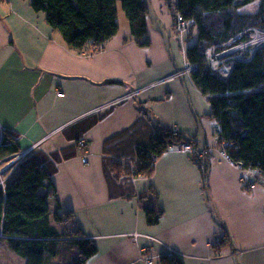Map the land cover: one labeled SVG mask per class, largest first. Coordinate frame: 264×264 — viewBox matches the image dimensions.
Returning a JSON list of instances; mask_svg holds the SVG:
<instances>
[{
  "label": "crops",
  "instance_id": "1",
  "mask_svg": "<svg viewBox=\"0 0 264 264\" xmlns=\"http://www.w3.org/2000/svg\"><path fill=\"white\" fill-rule=\"evenodd\" d=\"M149 1L168 47L150 16L148 43L134 40L116 2L118 31L87 53L71 49L30 0H0V125L19 151H29L23 161L49 173L53 215L69 213L95 242L86 264H146L144 247L152 248L150 254L173 250L183 264H264V184L245 189L240 170L219 149L208 157L207 189L202 169L180 150L162 153L150 176L136 174L137 148L148 147L158 128L175 126L192 141L200 137L191 110L205 145L218 143L210 103L191 76L84 116L184 66V38L193 33L180 39L173 30L177 0ZM80 137L88 164L75 145ZM116 162L124 169L119 175L112 169ZM147 207L162 211L154 224L147 222ZM223 231L227 242L214 246Z\"/></svg>",
  "mask_w": 264,
  "mask_h": 264
},
{
  "label": "trees",
  "instance_id": "2",
  "mask_svg": "<svg viewBox=\"0 0 264 264\" xmlns=\"http://www.w3.org/2000/svg\"><path fill=\"white\" fill-rule=\"evenodd\" d=\"M120 1L132 38L147 44L149 14L145 0ZM252 1L177 0L173 16L179 13L191 22L189 34L195 28V42H189L188 36L184 38L185 53L188 61L196 63L191 79L210 103L209 117L219 126L218 143L232 161L257 169L264 178V51L255 50L248 60H233L227 76L210 68L205 55L206 48L225 47L239 34L241 40L246 38L249 33L243 30L248 26L264 30V0H258L252 12L240 10V6ZM30 2L35 11L45 13L46 22L77 52L90 53L98 49L118 31L117 0ZM192 139L183 133L174 134L171 128H158L148 147L137 148L136 174L150 176L154 171L153 156H160L172 143ZM18 151L17 143L5 133L0 138V159ZM194 159L202 168L207 189L208 161ZM113 165L115 169L120 166L115 170L117 174L124 171L120 162ZM52 187L44 166L21 161L6 179L5 186H0L1 237L12 251L25 258L26 264H55L56 261L57 264H86L96 252V244L72 221L61 231L52 224L47 201ZM53 190L52 195H55V188ZM145 212L149 224L158 221L160 211L147 207ZM64 215L71 216L67 212ZM62 219L65 218L55 211L53 220ZM160 262L182 264L167 256L160 258Z\"/></svg>",
  "mask_w": 264,
  "mask_h": 264
},
{
  "label": "rangeland",
  "instance_id": "3",
  "mask_svg": "<svg viewBox=\"0 0 264 264\" xmlns=\"http://www.w3.org/2000/svg\"><path fill=\"white\" fill-rule=\"evenodd\" d=\"M257 2L258 0H254L246 5H242L240 6V10L241 11H244V12H252L253 10L256 9V6H257ZM117 3L119 5V11L122 13V15H124L123 11H122V8H121V2L120 0H117ZM191 25H189V27H187L188 30H190ZM192 34V37H189V42H193L195 40V28L192 29L190 31ZM244 32H248L249 35L246 37V38H243L242 41L245 42V41H249L251 40L253 37L255 38L257 35H259L258 33H256V28L254 26H248L245 30H243V33ZM255 40H257L258 42L255 44V47L254 46H251L250 47V51H252V54L250 55V53L248 52H243L240 54V58H243V59H240V58H233V59H230L229 61H233V60H248L252 57V55L254 54L255 50H260V51H264V38L263 36H260V37H256ZM195 42V41H194ZM185 65V64H184ZM184 67V66H183ZM177 69H180V68H177ZM218 72V71H217ZM220 73V72H218ZM221 74V73H220ZM184 75H189L191 76V73H188V74H184ZM60 92V93H63L62 91H57V93ZM64 95V93L62 94ZM61 95V96H62ZM59 96V95H58ZM137 97V96H135ZM131 99V98H129ZM127 100V99H126ZM120 103V102H118ZM118 103H115V104H118ZM103 104L100 103L96 106H94L93 108H91L90 110H88L86 113H84V116L87 115V114H93V113H96V112H100L104 109H106L105 107H100L99 109H97L99 106H101ZM175 127V126H174ZM218 125L216 124L215 125V132L218 130ZM172 129V128H171ZM179 131V130H178ZM177 131V132H178ZM172 132L174 133V131L172 130ZM6 132L4 131V129L1 127L0 125V138L5 134ZM217 133V132H216ZM176 134V133H174ZM82 138V137H80ZM151 140V139H150ZM76 141V140H75ZM179 142H175V143H172L170 145H174L173 148H170V149H175V150H180L182 152H185L187 153L188 156L192 157L193 159L196 158V159H199V160H204V161H208V166H209V155L214 153L215 149H219V145L218 143H216V145H211V150L209 145H205L203 148H199V145H198V142L195 140V141H192V140H187V141H183L181 147L182 149L179 147H177V144ZM87 144V143H86ZM76 145V143H75ZM180 145V144H179ZM188 145H190L191 147H187ZM77 146V145H76ZM149 146V145H148ZM169 146V145H168ZM168 146H167V150H168ZM183 149H187V150H183ZM165 150V151H167ZM23 151H26L20 159H18L17 161H14L12 162V164L10 166H6L7 164H9L18 154H20L21 152ZM87 151H88V148H87ZM164 151V152H165ZM29 151H27L26 149L25 150H22V151H18L17 153H14L12 155H9L7 156L6 158L4 159H0V186L4 187L5 186V181L6 179L17 169V167L19 166V164L21 163V161H23V159L25 158L26 154L28 153ZM163 152V153H164ZM81 152H80V160L83 164H88V161L85 162L83 159H82V156H81ZM221 154V152H220ZM222 156V154H221ZM223 157V156H222ZM87 158H88V152H87ZM159 158V156H153L152 157V160L154 161V165H155V162L157 161V159ZM195 160V159H194ZM239 164L242 165V163L240 162H237ZM199 165V167L201 168L200 164L197 163ZM236 164V162L234 163ZM6 166V167H5ZM116 167H114V165L112 164V169L114 170H117V169H120V166L117 167V169H115ZM202 169V168H201ZM240 170V172H242V169L238 168ZM117 174V173H116ZM119 175V174H117ZM240 178V176H239ZM255 179H259L261 182H254L253 184H245L244 181L241 182V185L245 187V189H251L253 186L257 185V184H264V178L262 176V174L259 173V171H257V174H255ZM52 197V194L48 197L47 201H48V206L50 208V217L52 219V224L57 228V230L61 231L60 229H63L64 227L66 226H70V220L71 218H66L64 216L65 214V211H63V217L65 218V220H67V223L65 222H62V221H54L53 220V212L54 210L51 208L50 206V203H49V200L50 198ZM2 235L0 234V264H26V260L25 258L19 256L18 254H16L14 251H12L7 243V241L1 237ZM171 253V258L173 259H177L179 260L181 263L182 261L179 259V255L178 253L176 252H172L170 251ZM56 263H58L56 261ZM45 264H48V262H46ZM183 264V263H182Z\"/></svg>",
  "mask_w": 264,
  "mask_h": 264
},
{
  "label": "built area",
  "instance_id": "4",
  "mask_svg": "<svg viewBox=\"0 0 264 264\" xmlns=\"http://www.w3.org/2000/svg\"><path fill=\"white\" fill-rule=\"evenodd\" d=\"M190 23L191 22H189L188 20H185L182 17V15H180L179 13H177V15H175L174 20H173V29H174L175 33L180 37V39H182V35L187 30V27H189ZM256 33L259 34L256 37L263 36V38H264V30H260V29L256 28ZM255 38L253 37L251 40L245 41V42H243L241 40V41H238L236 43H233L232 45H231V41H229L227 43V45H230V47L225 49V50H223V49L218 50V49H216V47L206 48L205 55H206V58L208 59L210 68L214 69L215 71L220 72L222 76H227L229 71H230V68H231V61H229V60L233 59V58H240V54L243 52H248L251 55L252 51H250V47L251 46L255 47V44L258 42L257 40H255ZM230 49H237V51L232 53L229 58H225V57L221 56L222 53L229 51ZM183 50H184V48H183ZM240 59H243V58H240ZM195 68H196V63H193V62L186 60L184 67H182L180 69H176V70L172 71L171 73H169L168 75L161 77V78H159L153 82H150L146 85L133 87V88L125 91L123 93V95L120 97H116V98L113 97L111 99H108V100L104 101L103 104L101 106H99L97 109H99L100 107L108 108L112 105H115V103L120 102L121 100L134 98L135 96L140 95L141 93H143L145 90H147L149 88L160 85L166 81L179 78V77L183 76L184 74L191 73ZM62 94L63 93H60V92L57 93V95H59V96H61ZM172 130L174 131V133L179 134L177 127H173ZM218 130H219V128H218ZM181 142L182 141H180L177 144V147L178 148L180 147L182 149L181 145L183 142L182 143ZM75 143H76L77 147L79 148L80 152L82 153L81 154L82 159L85 162H87L88 161V158H87V152L88 151H87V144H86L85 139L84 138H77ZM173 147H174V145H169L168 149L173 148ZM187 147H191V146L188 145ZM208 148H210V150H211V146ZM183 150H187V149H183ZM219 150H220L224 159H226L227 161H229L232 164L235 163L234 161H232L230 159L228 154L223 150L220 143H219ZM25 152L26 151H23L20 154H18L12 160V162L20 159L21 156ZM234 165L237 168L242 169L240 177L242 176V181H244L245 184H253L254 182L260 181L259 179H255V174H257V171H258L257 169L243 167V165H241L237 162ZM170 255H171V253H170Z\"/></svg>",
  "mask_w": 264,
  "mask_h": 264
},
{
  "label": "bare ground",
  "instance_id": "5",
  "mask_svg": "<svg viewBox=\"0 0 264 264\" xmlns=\"http://www.w3.org/2000/svg\"><path fill=\"white\" fill-rule=\"evenodd\" d=\"M232 45V44H231ZM230 47V45H226L225 47H223L222 49L223 50H225V49H227V48H229ZM237 51V49H230L229 51H226V52H224V53H222V57H225V58H229L230 57V55L232 54V53H234V52H236ZM123 94H120V95H117V96H115V98L116 97H120V96H122ZM125 100V99H124ZM124 100H121L120 102H122V101H124ZM180 133V132H179ZM239 182H240V184H241V182H242V176L239 178ZM258 182V181H257ZM161 212L162 211H160V214H161ZM65 216V215H64ZM66 217V216H65ZM63 218V217H62ZM159 219V218H158ZM71 221V220H70ZM62 222H65V223H67V220H63L62 219ZM228 238H229V236H228V234H226L224 231L223 232H221L220 234H217V235H215L214 236V239H213V241H212V244L214 245V246H218L219 247V245L222 243V242H227V240H228ZM168 249H170V248H168ZM152 251V248L150 247H144V248H142L141 249V253H142V255L141 256H144V260H145V262H146V264H153L155 261V259L156 258H158L159 260H160V258H162L163 256H167V257H170L171 258V255H170V251H172L173 252V250H168V252H166L165 254H160V253H157V254H150V252Z\"/></svg>",
  "mask_w": 264,
  "mask_h": 264
},
{
  "label": "water",
  "instance_id": "6",
  "mask_svg": "<svg viewBox=\"0 0 264 264\" xmlns=\"http://www.w3.org/2000/svg\"><path fill=\"white\" fill-rule=\"evenodd\" d=\"M146 2V6H147V10H148V14L150 16V19L152 21V25L154 27H156V29L162 34L163 38H164V41L166 43V46L168 47V39H167V36L164 34V31L162 30V28L159 26V24L157 23V19L152 11V8H151V5H150V1L149 0H145ZM194 114V118H195V121H197V124H198V128H199V134H200V137L196 140L198 142V145H199V148H203L205 146V139H204V131L202 129V126L200 124V121H199V118H198V115L196 113H194L193 110H191ZM14 162V161H13ZM12 164V161L7 164L6 166H10ZM5 166V167H6Z\"/></svg>",
  "mask_w": 264,
  "mask_h": 264
},
{
  "label": "clouds",
  "instance_id": "7",
  "mask_svg": "<svg viewBox=\"0 0 264 264\" xmlns=\"http://www.w3.org/2000/svg\"><path fill=\"white\" fill-rule=\"evenodd\" d=\"M174 17H175V16H174ZM174 17H173V20H174ZM257 29H258V28H257ZM173 30H174V29H173ZM187 30H188V29H187ZM187 30H186V31H187ZM186 31H185V32H186ZM174 32H175V31H174ZM185 32H184V33H185ZM175 34H176V33H175ZM176 35H177V34H176ZM177 36H178V35H177ZM182 36H183V35H182ZM240 36H241V34H239V35L236 36L234 39H232V40H231V44L236 43V42H238V41H241ZM178 37H179V36H178ZM227 43H228V42H227ZM183 48H184V52H185V48H186V47L183 46ZM222 48H223V47H222ZM222 48H220V49H222ZM216 49H217V48H216ZM218 50H219V49H218ZM185 54H186V53H185ZM187 60H188V59H187ZM176 69H177V68H176ZM176 69H175V70H176ZM218 145H219V143H218ZM16 153H17V152H16Z\"/></svg>",
  "mask_w": 264,
  "mask_h": 264
}]
</instances>
